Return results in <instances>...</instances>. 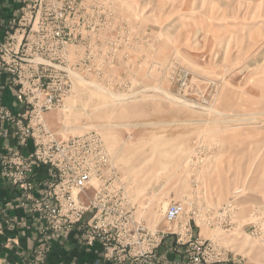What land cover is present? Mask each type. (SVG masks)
I'll use <instances>...</instances> for the list:
<instances>
[{
  "label": "rangeland",
  "instance_id": "rangeland-1",
  "mask_svg": "<svg viewBox=\"0 0 264 264\" xmlns=\"http://www.w3.org/2000/svg\"><path fill=\"white\" fill-rule=\"evenodd\" d=\"M50 4L62 46L46 58L76 77L43 115L57 138H101L112 201L166 232L160 250L175 240V264L190 238L222 245L229 264H264V0ZM173 202L186 210L171 223Z\"/></svg>",
  "mask_w": 264,
  "mask_h": 264
},
{
  "label": "built area",
  "instance_id": "built-area-1",
  "mask_svg": "<svg viewBox=\"0 0 264 264\" xmlns=\"http://www.w3.org/2000/svg\"><path fill=\"white\" fill-rule=\"evenodd\" d=\"M51 2L55 0H23L19 17L10 20L0 39V76H6L0 82V138L9 135L4 122H11L17 140L16 146L5 150L0 145V174L24 191L23 205L47 234L78 229L85 245L99 243L103 257L95 264L104 259L111 264H164L166 258L159 247L166 232L130 220L129 205L112 201L106 183L116 171L101 138L89 133L58 139L45 122V112L61 106L71 76L76 78L75 71L71 74L66 69L63 73L64 69L46 58L47 50L62 46L60 29L46 27V16L56 10ZM7 86L15 89L16 112L1 102V91ZM30 141L33 149L24 153L22 147ZM38 164L50 166L52 176L35 196L33 177ZM185 210L184 203L173 202L165 217L175 222ZM187 242L190 249L178 264L235 263L231 253L218 243L206 244V240L195 238Z\"/></svg>",
  "mask_w": 264,
  "mask_h": 264
},
{
  "label": "crops",
  "instance_id": "crops-1",
  "mask_svg": "<svg viewBox=\"0 0 264 264\" xmlns=\"http://www.w3.org/2000/svg\"><path fill=\"white\" fill-rule=\"evenodd\" d=\"M19 8L20 0H0V38L4 37L10 19L19 14ZM5 78L0 76V82ZM2 102L16 110L17 99L13 87L5 88ZM3 126L5 128L6 123ZM8 126L11 130V125ZM0 145L5 150L16 146L17 140L10 133L1 138ZM32 149V143L23 147L24 153ZM51 176L49 166L37 165L34 177L36 189L33 192L36 196L42 193ZM25 200L26 194L20 186L0 174V264H95L97 259L103 257L99 243L83 244L78 230L47 234L23 205ZM169 241L161 250L169 257L166 264H175L181 253L172 249L175 240Z\"/></svg>",
  "mask_w": 264,
  "mask_h": 264
},
{
  "label": "bare ground",
  "instance_id": "bare-ground-1",
  "mask_svg": "<svg viewBox=\"0 0 264 264\" xmlns=\"http://www.w3.org/2000/svg\"><path fill=\"white\" fill-rule=\"evenodd\" d=\"M78 78L82 79L81 77H78ZM169 96H170V94H169Z\"/></svg>",
  "mask_w": 264,
  "mask_h": 264
}]
</instances>
